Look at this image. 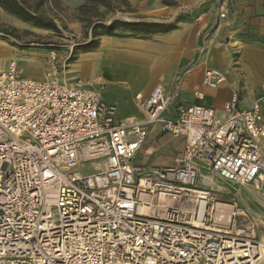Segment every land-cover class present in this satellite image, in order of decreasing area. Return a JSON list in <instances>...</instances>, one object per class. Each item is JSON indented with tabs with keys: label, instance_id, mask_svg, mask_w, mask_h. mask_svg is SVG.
I'll list each match as a JSON object with an SVG mask.
<instances>
[{
	"label": "built area",
	"instance_id": "1",
	"mask_svg": "<svg viewBox=\"0 0 264 264\" xmlns=\"http://www.w3.org/2000/svg\"><path fill=\"white\" fill-rule=\"evenodd\" d=\"M46 5L65 33L63 13ZM81 43L61 61L48 44L41 78L21 75L15 59L0 66V264H261L264 242L248 210L199 173L264 198L262 100L240 108L236 89L216 116L156 84L136 96L144 116L123 118L81 79L61 77ZM225 81L224 71L204 70L202 84ZM155 125L183 137V151L144 172L134 159Z\"/></svg>",
	"mask_w": 264,
	"mask_h": 264
},
{
	"label": "crops",
	"instance_id": "2",
	"mask_svg": "<svg viewBox=\"0 0 264 264\" xmlns=\"http://www.w3.org/2000/svg\"><path fill=\"white\" fill-rule=\"evenodd\" d=\"M55 1L61 7L72 3L71 7L79 5V0ZM125 1L129 4L130 15L144 14L143 17H132L133 20L171 22L179 14L181 19L174 29L144 38L99 36L97 47L81 52L70 64L67 73L75 76L82 71L86 77H90L92 73L102 70L101 73L121 74L127 79L129 83L124 93L117 88L105 89L102 76L94 75L93 80L80 77L87 87L92 83L103 87L97 92L104 100L118 106L121 117L140 120L144 113L136 96H147L156 84H161L168 95L178 90L175 102L209 106L216 116H223V106L236 89L239 90L240 108H248L259 98L264 105V0H226L223 18H219L215 11L218 0H166L173 2V5L164 4V0ZM4 13L0 8L1 22L6 18ZM81 25L77 18L71 19L69 24L78 34L82 31ZM2 43L0 41V48L4 50ZM33 53L28 49L14 51L5 48L0 55V66L5 67L10 59H15L21 75L32 77L30 74H34L41 78L43 71L38 65L40 61L35 59L39 54ZM207 68L224 71L226 81L216 88L202 84ZM175 102L165 110V117L173 115ZM153 128L142 150L146 143L149 146L147 150H153L150 147L153 141L149 140ZM160 135L165 134L160 133L157 127L152 139ZM169 138L183 146V137ZM262 144L264 149V139ZM239 194L249 206L260 211L255 215L259 220L258 234L264 242L263 207L255 205L244 193ZM261 264H264V260Z\"/></svg>",
	"mask_w": 264,
	"mask_h": 264
},
{
	"label": "rangeland",
	"instance_id": "3",
	"mask_svg": "<svg viewBox=\"0 0 264 264\" xmlns=\"http://www.w3.org/2000/svg\"><path fill=\"white\" fill-rule=\"evenodd\" d=\"M28 3L30 4H34L36 2V0H26ZM86 0H79V5L76 7H71L70 6H66V7H61L59 5L58 2H56L55 0H53V4L54 6L60 10L65 19H66V23H62V26H64V30L65 33H61V35L58 34H54L51 30L48 29H41V28H37L33 25H31L30 23L27 22H22L10 15H8L6 12L4 13L6 18H4V20H2V22L0 21L1 24H3L6 27L9 28H13L15 29V36L9 35V34H4L3 30H1L0 32V41H3V48L5 47L7 50H16L19 51L21 49H28V50H32L35 53L34 54H39L35 57V59L39 60L40 63H38V65L40 66V70H42L44 72V70L47 67V59L45 57V54H47V45L48 44H55L57 46V52H58V57L59 60L61 61L62 58L66 57L68 55V48L69 46L73 43V42H82V41H88L90 39H92L91 35H87L88 33V22L86 21L87 17L86 16H82L80 15V7L85 3ZM112 1V8H105L103 6H98L97 8V14L101 13L102 14V18H100L99 16H97V14H93V18L94 19H99L100 22H104V23H110L112 20L114 19H119V20H123V21H138V20H133L132 17H143L144 14H138V15H130V10L125 8L124 6H122V2L123 0H111ZM75 2V0H74ZM47 6V5H46ZM44 6V3L42 4V6L39 8V12L42 13L43 15L47 16L50 18L51 14H50V10L48 7ZM101 12H100V11ZM134 11V10H131ZM180 14L175 18V20H173L175 26L176 23H178L180 21ZM77 18L79 20V22L82 24V31L80 32V37L75 39L73 36H71V34L73 33L72 31H75L73 27L68 25L71 22V19H75ZM149 21H154L152 19H147ZM66 24V25H65ZM76 32V31H75ZM125 35L129 36H139L141 38H144L143 36L139 35V34H131L129 32H122ZM4 34V35H2ZM99 38V37H98ZM98 38H97V43H98ZM35 43L37 44L36 46H32L30 45V43ZM28 44V46L26 45ZM25 45V46H24ZM4 48V50H5ZM16 48V49H15ZM3 49L0 48V55L1 52L4 51ZM81 52H77L76 53V58H78L79 54ZM45 61V62H43ZM71 64V63H70ZM70 64H68L65 67L64 72H62L60 75L62 78H65L66 80H73L75 78L80 79V77H86V74L82 73V71H79L75 74L73 73H67L68 70L71 68ZM42 72V73H43ZM102 70L100 71H96L95 74H91L90 77H86V79L88 80H93V77L95 75V77L97 76H102L104 82L102 86H105V89H111V88H117L121 91H123L125 93V91L127 90V88L125 86H128L127 83H129L127 81L126 78L122 77L121 74H117V75H112L109 73H101ZM25 74V73H24ZM33 75V78H40V77H36L34 76V74H30ZM85 79V78H84ZM82 81V80H81ZM85 81V80H83ZM83 83V82H82ZM84 84V83H83ZM85 87H87L86 84H84ZM91 86V87H90ZM90 88H94L96 91L101 90V86H98L97 84L92 83L91 85H89ZM199 104V103H197ZM157 125L154 126L150 136H149V140L153 141L151 146L153 150H147V143L144 147L143 150H140V152L138 153L139 155L136 156V158L134 159V163H139L142 165V169L144 172H149L152 171L156 168H159L163 165H167V164H173L175 162L176 158H180L182 155V146L181 144H179L178 142H176L175 139H170L169 136L167 135H160V136H156L155 139L153 140V136L152 134H154V132L157 130ZM167 139V140H166ZM149 151V152H148ZM95 162H87L85 164L86 167L90 168ZM204 175H208L213 179V190L216 191V194L219 198L221 199H236L238 201V203L242 206L245 207L248 212H249V216L250 218L257 224V226H259V220L257 219L255 212L256 213H260V211H257L256 209L252 208L251 206H249V204H247L244 199H242V196L239 193H244L248 199L252 202H254L255 205L258 206H262L263 209L261 210V213H264V198L256 197V194H253L252 192H250L248 189L246 188H236L234 187L231 183H228L226 181H223L221 179H219L218 177H216L215 175L209 173V171H207L206 169L202 170ZM260 202L262 205L257 203ZM259 230V229H258Z\"/></svg>",
	"mask_w": 264,
	"mask_h": 264
},
{
	"label": "trees",
	"instance_id": "4",
	"mask_svg": "<svg viewBox=\"0 0 264 264\" xmlns=\"http://www.w3.org/2000/svg\"><path fill=\"white\" fill-rule=\"evenodd\" d=\"M46 0H36L34 4L28 3L26 0H0V8L9 14L10 16L22 21L30 23L31 25L51 30L54 34L58 33L57 26L54 21L39 12V8ZM164 4L173 5L171 1H163ZM105 8H112L111 0H86L80 7V15L86 16L88 22V33L92 36V39L84 41L83 43L74 46L70 56L67 59V63L74 62L77 52H86L92 48L97 47V38L102 35L113 37H128L122 32H129L133 34H141L142 36H148L155 33H165L175 28L173 21L160 22L149 20L138 21H123L114 19L110 23L100 22L99 19H94L93 14H97L98 6ZM122 5L129 9V4L123 0ZM97 16L102 18V14L98 13ZM3 30L4 34L15 36V29L4 26L0 23V32ZM28 46V44H26ZM25 46V45H24Z\"/></svg>",
	"mask_w": 264,
	"mask_h": 264
},
{
	"label": "bare ground",
	"instance_id": "5",
	"mask_svg": "<svg viewBox=\"0 0 264 264\" xmlns=\"http://www.w3.org/2000/svg\"><path fill=\"white\" fill-rule=\"evenodd\" d=\"M123 118H127V119H134V118H131V117H123ZM136 120V119H135ZM200 176H204V177H208V175H204L203 172H200L199 173ZM240 188H243V187H240ZM258 204L262 205L260 202L257 201Z\"/></svg>",
	"mask_w": 264,
	"mask_h": 264
}]
</instances>
